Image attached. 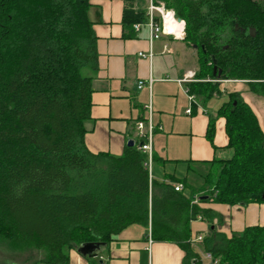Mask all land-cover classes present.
<instances>
[{
	"label": "trees",
	"instance_id": "trees-1",
	"mask_svg": "<svg viewBox=\"0 0 264 264\" xmlns=\"http://www.w3.org/2000/svg\"><path fill=\"white\" fill-rule=\"evenodd\" d=\"M123 1V37H135L134 24L148 21V2ZM159 1L185 21L183 40L198 51L190 95L209 100L220 93L218 80L238 79L264 97L261 1ZM92 6V0H0V246L67 264L71 250L107 245L139 224L146 235L151 226L154 241L179 245L184 264H201L191 241V223L200 219L211 224L202 247L219 264H264V225L228 235L213 226L223 217L202 205L264 203V132L240 93L229 94L218 111L231 157L202 161L205 171L190 166L199 181L172 180L183 185L180 191L151 180L140 145H126L120 156L88 149L93 78L85 67H98ZM214 132L212 118V143ZM152 158L158 160L154 152Z\"/></svg>",
	"mask_w": 264,
	"mask_h": 264
},
{
	"label": "crops",
	"instance_id": "crops-1",
	"mask_svg": "<svg viewBox=\"0 0 264 264\" xmlns=\"http://www.w3.org/2000/svg\"><path fill=\"white\" fill-rule=\"evenodd\" d=\"M89 11L97 36L98 67H85L92 80L91 118L85 121V142L93 153L123 154L129 140L140 145L137 130L139 121L150 117L155 127L151 140L158 160L152 164L150 178L157 182L178 183L188 179L198 182L197 171L206 169L202 161L229 158L226 120L219 108L229 94L238 92L258 116L264 132V97L253 93L245 80H218L220 93L209 100L188 92L190 82L196 81L199 63L192 64L189 46L181 37L163 35L150 41L149 29L143 26L135 37H123V0H92ZM152 47L153 57L140 56ZM197 50V49H196ZM145 85L139 88V82ZM151 107V111L149 109ZM191 108V113L187 110ZM215 119L214 143L207 137L211 119ZM189 193V191H187ZM213 208L223 221L214 220L217 230L231 235L247 226L264 225V203L230 206L220 203L202 204ZM151 228V226H149ZM148 228V233H149ZM206 220L191 223V238L210 232ZM146 228L133 224L124 229L107 245H101L98 256L89 258L77 249L69 253L67 264H184L185 251L171 242L154 241L149 244ZM193 248L202 257L206 252L201 242ZM32 264H46L43 258Z\"/></svg>",
	"mask_w": 264,
	"mask_h": 264
},
{
	"label": "built area",
	"instance_id": "built-area-1",
	"mask_svg": "<svg viewBox=\"0 0 264 264\" xmlns=\"http://www.w3.org/2000/svg\"><path fill=\"white\" fill-rule=\"evenodd\" d=\"M150 3L148 5V21L146 23H136L134 24V29L136 32H139L140 29L143 26L148 27L149 33H150V41L151 45L152 42H154L157 39H160L163 35H172L174 37H177L175 34H171L166 29V15L165 13L169 14V12L173 13V17L178 20V16L176 15L175 11L173 9H168L164 2L159 1L158 4H156L155 0H149ZM179 22L183 23V36L185 35V21L184 20H178ZM182 36V37H183ZM140 56L152 58L154 53L152 50V47L148 53L140 52ZM145 81L139 82V88H142L145 85ZM193 98V96H191ZM151 111V107H149ZM191 108L187 110L188 113H191ZM137 130L140 138H145L146 141L142 142L139 146L140 149H142L144 152L148 154V161L146 163V166L151 172L152 164H153V150L151 147V140L152 136L154 134L155 127L152 124L151 120V112L150 117L147 121H139L137 123ZM174 188L176 191H180L183 189V185L181 183H175ZM197 202V199L194 200ZM203 240V236L199 235L197 237L191 238L192 243L195 242H201ZM148 242L151 244L153 242L152 236H151V228H149L148 233ZM201 264H219V259L215 258L210 252H204L202 257L200 258Z\"/></svg>",
	"mask_w": 264,
	"mask_h": 264
},
{
	"label": "rangeland",
	"instance_id": "rangeland-1",
	"mask_svg": "<svg viewBox=\"0 0 264 264\" xmlns=\"http://www.w3.org/2000/svg\"><path fill=\"white\" fill-rule=\"evenodd\" d=\"M264 4V0H259ZM148 5L150 3L147 0ZM192 55L189 56L192 64L199 63V55L196 49L190 48ZM203 169V168H202ZM200 169L201 171H203ZM44 254L36 250H26L24 248L12 250L9 247L0 246V264H32V262L41 259Z\"/></svg>",
	"mask_w": 264,
	"mask_h": 264
},
{
	"label": "water",
	"instance_id": "water-1",
	"mask_svg": "<svg viewBox=\"0 0 264 264\" xmlns=\"http://www.w3.org/2000/svg\"><path fill=\"white\" fill-rule=\"evenodd\" d=\"M178 20H182L180 17H178ZM217 67H214V74L217 73ZM219 75H220V71L218 72ZM135 144L134 140H129L128 141V145L129 146H133ZM206 196L202 197V198H205ZM263 198H264V193H263ZM101 243H86L84 245H82L80 248H79V252L85 256H89L90 258H95L98 256V252L97 250L100 249L101 247ZM100 264H103V261L100 260Z\"/></svg>",
	"mask_w": 264,
	"mask_h": 264
},
{
	"label": "bare ground",
	"instance_id": "bare-ground-1",
	"mask_svg": "<svg viewBox=\"0 0 264 264\" xmlns=\"http://www.w3.org/2000/svg\"><path fill=\"white\" fill-rule=\"evenodd\" d=\"M165 15L167 31L171 34H179L182 29L181 33H183V23L174 18L172 12H169V14L165 13Z\"/></svg>",
	"mask_w": 264,
	"mask_h": 264
}]
</instances>
